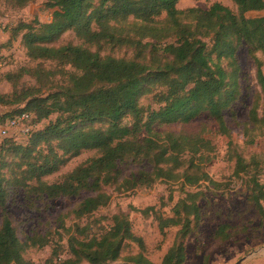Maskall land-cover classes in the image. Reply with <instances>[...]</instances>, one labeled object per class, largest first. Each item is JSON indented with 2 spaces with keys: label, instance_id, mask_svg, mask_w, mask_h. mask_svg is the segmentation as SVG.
<instances>
[{
  "label": "trees",
  "instance_id": "1",
  "mask_svg": "<svg viewBox=\"0 0 264 264\" xmlns=\"http://www.w3.org/2000/svg\"><path fill=\"white\" fill-rule=\"evenodd\" d=\"M34 1L4 0L13 9H22ZM43 1L45 8L53 10L50 23L20 22L10 30L14 38L21 35L26 55L44 66L35 72L21 70L34 75L39 88L15 92L14 83V100L0 96V105L21 107L2 115L0 127L26 115L22 127L29 128L25 143L16 142V136H7L0 148L1 209L10 189L22 190L28 198L48 200L86 193L88 197L73 213L77 218L91 215L109 201L104 188L120 183L121 191L128 190V178L120 182V166L125 164L147 165L149 171L140 169L131 174V186L151 187L155 178L173 180L187 163L183 184L193 186L204 177L202 170L194 176L190 174L195 162L211 159L205 152L209 142L196 134L157 132L153 126H185L205 113L218 125L219 133L226 135L223 112L236 99L235 53L242 44L256 62L262 101L259 118L257 110L250 112V124L264 134L263 63L255 57L256 52L264 57V18L245 17L247 12L264 10V0H231L237 14L220 4L207 10L179 11L176 5L180 0ZM66 32H72L80 43L53 46ZM123 49L131 51V57L113 55ZM223 60L230 61L228 70L222 67ZM47 64L51 66L49 70L44 69ZM19 75L8 73L5 79L13 83ZM57 76L58 81H64L55 84L53 78ZM156 84L163 89L158 97L160 106L149 110L140 101ZM43 89L46 95H41ZM53 115L57 116L54 121L40 130L32 129L33 123L47 121ZM127 118L129 124L124 123ZM85 151H95L97 157L53 182L45 180L58 173L68 157ZM184 156L189 159L182 160ZM230 157L236 177L241 173L250 176L246 184L248 199L264 222L260 162L247 160L236 150L230 151ZM173 213L162 228L180 226V230L159 264L185 263L184 240L191 233V224L198 225L201 220L196 196L179 202ZM229 230V225H220L215 238L222 243L232 239ZM27 242H21L3 211L0 264H32L23 258ZM71 242L73 256L60 264H111L121 258L127 242L143 248L122 214L109 218L98 237L82 241L73 237ZM127 260L133 264H153L141 255Z\"/></svg>",
  "mask_w": 264,
  "mask_h": 264
},
{
  "label": "rangeland",
  "instance_id": "2",
  "mask_svg": "<svg viewBox=\"0 0 264 264\" xmlns=\"http://www.w3.org/2000/svg\"><path fill=\"white\" fill-rule=\"evenodd\" d=\"M213 4H220L237 14V8L231 0H180L176 7L179 11L190 8L207 10ZM52 14L53 10L45 8L43 0H35L22 9H13L6 5L4 0H0V96L14 100L11 97L14 83L15 92L39 88L36 77L22 73L21 70L35 72L44 64L29 58L20 43L21 35L14 38L10 30L20 22L30 23L36 20L40 24L50 23ZM245 17L264 18V10L247 12ZM163 18L164 14L160 19ZM168 41L173 42L174 39ZM68 43L77 45L80 41L72 32H66L53 46ZM125 51L124 49L115 51L113 55L131 57V51ZM255 57L262 61L264 73L263 55L256 52ZM229 63V60H223L221 65L228 70ZM235 63L238 69V91L235 101L223 112L226 135L219 133L218 125L205 113L189 125L153 126L157 132L196 134L209 142V148L205 152L210 156V161H196L193 171L190 172L194 176L197 171L202 170L204 176L202 179L193 186L184 185L183 173L188 167L186 163L176 172L173 180L155 178L151 187H132L131 174H136L140 169L149 171L150 168L147 165L125 164L120 166V182L128 178V190L121 191V187H118L120 183L104 188L103 192L109 196L107 205L82 218L75 217L73 212L88 197L86 193L77 197L48 200L44 197L28 198L22 190L10 189L4 209L0 208V223L4 211L21 242L30 239L23 254L24 260L32 264L54 261L60 264L73 256L71 251L73 237L80 241L98 237L107 227L109 218L122 214L128 218L133 235L141 239L143 248L136 243L127 242L121 258L111 264H133L127 258L137 255L143 256L148 262L159 264L173 246L180 230V226L162 228L164 222L173 217V210L179 202L188 201L196 196L201 220L198 225L191 224V233L184 240L186 254L184 264H236L242 258L246 259L241 264H264V222L257 216L248 199L249 189L246 184L250 176L241 173L236 177L234 162L230 157V151L236 150L247 160L253 158L260 162L259 180L264 186V134L261 135L250 124V112L257 110L259 118L262 101L256 77V62L245 44L237 49ZM50 68L49 64L44 67L45 70ZM8 73L15 76L20 74L18 80H14L13 83L7 81L5 75ZM58 79V76L53 78L55 84L64 81ZM45 91L46 89H43L41 95H46ZM162 91L163 89L156 84L153 91L141 99L140 104L146 109L157 110L160 106L158 97ZM17 107L0 105V117ZM56 117L53 115L47 121L33 123L32 129L40 130ZM2 122L0 118V123ZM124 123L129 124V119H125ZM10 136L18 137L16 141L18 143H25L29 138V135L23 136L13 132ZM140 136L144 137V133L142 132ZM249 140H252V143H249ZM4 142L5 139L0 138V148ZM95 157H97L95 151H85L78 156L68 157L60 171L45 180L53 182ZM188 159V156L182 158ZM251 169L254 170V167ZM223 224L229 225V231L232 233V239L224 243L215 238L217 228Z\"/></svg>",
  "mask_w": 264,
  "mask_h": 264
},
{
  "label": "built area",
  "instance_id": "3",
  "mask_svg": "<svg viewBox=\"0 0 264 264\" xmlns=\"http://www.w3.org/2000/svg\"><path fill=\"white\" fill-rule=\"evenodd\" d=\"M27 119L26 115H22L19 118L8 120L4 126L0 127V138H6L13 132L14 134H22L26 136L29 134V128L22 127V122Z\"/></svg>",
  "mask_w": 264,
  "mask_h": 264
},
{
  "label": "water",
  "instance_id": "4",
  "mask_svg": "<svg viewBox=\"0 0 264 264\" xmlns=\"http://www.w3.org/2000/svg\"><path fill=\"white\" fill-rule=\"evenodd\" d=\"M245 259H246V258H242V259H240L236 264H241ZM126 264H128V263H126Z\"/></svg>",
  "mask_w": 264,
  "mask_h": 264
}]
</instances>
